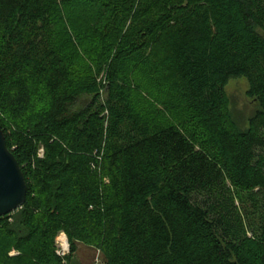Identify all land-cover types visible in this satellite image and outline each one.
<instances>
[{
	"label": "trees",
	"instance_id": "trees-1",
	"mask_svg": "<svg viewBox=\"0 0 264 264\" xmlns=\"http://www.w3.org/2000/svg\"><path fill=\"white\" fill-rule=\"evenodd\" d=\"M57 2L0 0V125L28 186L0 217V264H70L79 244L104 264H264V0H90L140 21L107 52L104 84L81 69ZM154 46L184 122H154L132 96ZM235 77L259 104L245 131L229 113Z\"/></svg>",
	"mask_w": 264,
	"mask_h": 264
},
{
	"label": "rangeland",
	"instance_id": "rangeland-1",
	"mask_svg": "<svg viewBox=\"0 0 264 264\" xmlns=\"http://www.w3.org/2000/svg\"><path fill=\"white\" fill-rule=\"evenodd\" d=\"M106 9L108 13L104 14ZM55 14L62 32L76 45L81 69L89 70L99 83H106L104 69L100 67L107 52L113 54L123 37L135 33L140 22L138 17L125 14L116 2L94 9L90 0H58ZM102 16L105 24L100 19ZM156 54L157 48L154 46L138 58L129 72L132 96L154 122H184L187 115L157 78ZM249 90L250 84L245 77L231 78L226 86L230 116L242 131L248 129L250 119L259 110L258 102L248 96ZM89 101L90 97H82L75 109L84 108ZM40 108L42 104L35 107ZM65 239L67 236L64 233L57 238V252L61 256L70 252L68 239V244ZM70 264H104V258L97 247L79 244Z\"/></svg>",
	"mask_w": 264,
	"mask_h": 264
},
{
	"label": "water",
	"instance_id": "water-1",
	"mask_svg": "<svg viewBox=\"0 0 264 264\" xmlns=\"http://www.w3.org/2000/svg\"><path fill=\"white\" fill-rule=\"evenodd\" d=\"M27 192L22 168L9 150L0 125V217L20 210L26 203Z\"/></svg>",
	"mask_w": 264,
	"mask_h": 264
},
{
	"label": "bare ground",
	"instance_id": "bare-ground-1",
	"mask_svg": "<svg viewBox=\"0 0 264 264\" xmlns=\"http://www.w3.org/2000/svg\"><path fill=\"white\" fill-rule=\"evenodd\" d=\"M66 244H68L67 239H65Z\"/></svg>",
	"mask_w": 264,
	"mask_h": 264
},
{
	"label": "built area",
	"instance_id": "built-area-1",
	"mask_svg": "<svg viewBox=\"0 0 264 264\" xmlns=\"http://www.w3.org/2000/svg\"><path fill=\"white\" fill-rule=\"evenodd\" d=\"M59 254V253H58ZM60 255V254H59Z\"/></svg>",
	"mask_w": 264,
	"mask_h": 264
}]
</instances>
